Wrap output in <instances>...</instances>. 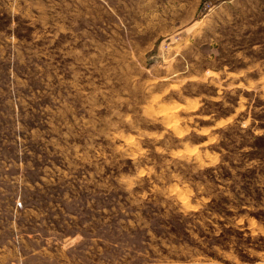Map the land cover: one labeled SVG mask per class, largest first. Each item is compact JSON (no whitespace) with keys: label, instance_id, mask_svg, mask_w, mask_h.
Segmentation results:
<instances>
[{"label":"rangeland","instance_id":"rangeland-1","mask_svg":"<svg viewBox=\"0 0 264 264\" xmlns=\"http://www.w3.org/2000/svg\"><path fill=\"white\" fill-rule=\"evenodd\" d=\"M0 264H264V0H0Z\"/></svg>","mask_w":264,"mask_h":264},{"label":"trees","instance_id":"trees-1","mask_svg":"<svg viewBox=\"0 0 264 264\" xmlns=\"http://www.w3.org/2000/svg\"><path fill=\"white\" fill-rule=\"evenodd\" d=\"M263 136L262 137H258V138H256V140L257 141H262L263 139ZM246 174H248V176L250 177L251 176V178H256L254 175H255V172H254V170H251V171H246ZM247 176V175H246Z\"/></svg>","mask_w":264,"mask_h":264}]
</instances>
